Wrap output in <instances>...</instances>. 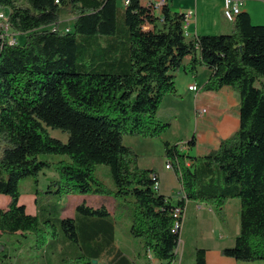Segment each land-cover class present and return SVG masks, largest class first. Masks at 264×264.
I'll use <instances>...</instances> for the list:
<instances>
[{"label": "trees", "instance_id": "trees-1", "mask_svg": "<svg viewBox=\"0 0 264 264\" xmlns=\"http://www.w3.org/2000/svg\"><path fill=\"white\" fill-rule=\"evenodd\" d=\"M0 9L23 37L0 46V193L9 198L0 209L1 232L32 234L38 251L49 240L62 262L69 261L72 243L79 244L88 259L83 264H91V258L113 254L107 208L81 202L76 216L62 217L59 201L70 194L107 195L113 218L121 215L118 200L131 207L128 234L140 239L137 256L149 251L170 264L180 235L172 231L174 207L185 199L206 202L221 221L224 203L236 198L239 232L220 253L264 260V89L256 85L264 76V24L240 10L226 31L186 36L183 11L166 3L156 15L153 2L141 0H0ZM63 15L72 18L68 31L59 25ZM198 66L209 70L203 90L227 86L238 94L239 126L198 156L163 141L183 192L173 202L154 189L155 170L139 167L122 138L161 136L170 122L158 118V108L165 94L177 93L175 72L195 73ZM48 128L66 132V142ZM186 144H194L193 135ZM97 164L108 166L111 186L94 173ZM45 168L57 177L41 190L38 174ZM26 177L34 184V215L19 202ZM64 243L69 247L63 252ZM114 254L113 264H133ZM205 256L206 249L196 247L193 264H206Z\"/></svg>", "mask_w": 264, "mask_h": 264}, {"label": "crops", "instance_id": "crops-1", "mask_svg": "<svg viewBox=\"0 0 264 264\" xmlns=\"http://www.w3.org/2000/svg\"><path fill=\"white\" fill-rule=\"evenodd\" d=\"M148 1H156V0H141L142 3H147ZM173 1L169 3L167 0V4L170 9L173 10ZM241 11H246L250 15V19L252 23L255 24H264V0H242ZM187 9H193L194 13L189 18V24L187 31L189 35L193 34H203V33H213L212 31H226L229 27V22L227 21L222 14V0H178V10L174 11H185ZM156 15H160V10H155ZM180 80L175 85H177L176 94L167 93L164 95L162 102L158 108V112L160 109H167L170 112L177 111L176 104H178V97H181V93L179 88L188 90V85L195 84L197 90L200 89V95H195L194 97L200 96V98H205L210 102V105H213L214 111L210 116L203 115L205 126H201L195 121L197 124L193 130V133L190 136H187L183 141L178 140L179 142L187 141L192 135L194 136V144L187 149L189 155L198 156L203 155L209 152L212 149H216L220 142L235 132L239 126V116H238V94L231 89L230 87L224 86L221 87L217 91L203 90L201 88L202 83L206 80L209 70L204 66H198L195 73H186L182 68H180ZM176 78V77H175ZM195 90V91H197ZM189 92H193L188 90ZM194 119L197 117H201L199 115L200 109L197 107V103L194 102ZM172 113V117H175L177 114ZM197 120V119H196ZM170 121V120H169ZM172 124V122H170ZM198 125V126H197ZM178 139V134L176 136ZM172 168V167H170ZM166 168V169H170ZM155 170V169H154ZM158 176V191L165 196L169 197L173 202H176L180 196H183V192L181 190L180 182L178 177L173 171V175L170 176V185L174 182V190H167V183L163 181V178L159 175L157 170H155ZM172 193V194H171ZM175 193V194H174ZM174 194V195H173ZM66 197V196H65ZM68 204L62 205L61 216H76L75 207L78 203H85L88 206L98 207L100 205H104L108 212L109 216L106 220L113 224V236L111 242V253H102L97 258L91 262V264H97L102 262L104 264H113L115 260V252H121L129 259L133 260V264L139 263V257L137 256V252L139 246H136L133 243V239H131L130 235L127 233L125 235L119 233L117 220L118 218H113L114 213V201L111 196L107 195H94V194H70L67 195ZM231 199V198H230ZM236 199V198H235ZM8 196L0 193V209L5 208L8 203ZM228 201V200H227ZM19 202L24 204L25 211L29 214L34 215L36 213V206L34 204V194L33 188L27 192H22L19 197ZM63 201V198L59 201V203ZM225 204V203H224ZM185 210L183 214L182 224L183 226L188 221V217L190 214H193L194 218L201 225L206 223L208 220H215L218 222V226H220V219H216V215H214L213 208L210 204L206 202H202L195 199H185ZM224 206V205H223ZM232 210H234V215L239 218V202L234 201L231 206ZM222 209H224L222 207ZM237 213V214H236ZM78 217V216H77ZM81 218V217H79ZM83 220H92L88 217H82ZM129 222V220H128ZM181 224V225H182ZM181 229V226H180ZM121 236V237H120ZM236 237V236H235ZM221 237L218 240H213V249H206V264H264V260H255V261H240L235 260L233 258L224 256L220 253V249L224 247V244H221ZM25 240L30 244L33 242V235L30 233L22 234L17 231L15 233H6L0 231V252L1 259L0 264H14V251H21L22 243ZM234 242V239H233ZM232 242V244H233ZM183 245L187 243V239L183 238ZM69 245L64 243L63 248L61 250L64 252L65 248H68ZM202 247V246H199ZM196 248V247H195ZM194 248V249H195ZM60 251L59 248L56 250ZM38 252V251H37ZM178 254V251H175ZM184 253V252H183ZM36 257V252L32 254V256ZM183 255V254H182ZM190 258L193 259V252L190 255ZM15 260V259H14ZM176 260V259H175ZM33 262V261H32ZM183 259H181V263ZM172 263V262H171ZM170 263V264H171ZM34 264V262H33ZM39 264V263H35ZM166 264V263H163Z\"/></svg>", "mask_w": 264, "mask_h": 264}, {"label": "rangeland", "instance_id": "rangeland-1", "mask_svg": "<svg viewBox=\"0 0 264 264\" xmlns=\"http://www.w3.org/2000/svg\"><path fill=\"white\" fill-rule=\"evenodd\" d=\"M173 10H178V0H172ZM118 4L120 3V0H117ZM171 0H169V3ZM4 12L7 13V10L4 9ZM70 15H63L60 17L59 25L60 27H65L72 25ZM213 33L209 34H217L222 31H212ZM23 37L20 38L19 42H21ZM188 58H185L184 62H186ZM181 70L178 69L175 72V83L176 80L179 82L180 80V72ZM263 85L264 89V76H260L259 80L256 81V85ZM177 87V85H176ZM178 88V87H177ZM181 97H178V104H176L177 111L176 113L170 112L167 109H160L158 112V118L162 121H169L170 126L168 129L162 133L159 137H142L139 135H129L124 134L122 141L123 144L130 146L134 152L137 155V165L141 168H153L157 170L159 175L163 178V181L167 183V190H174V182L172 185H170V176L173 175L174 168L166 169L165 163L168 161V158L165 155L164 152V145L163 141L168 140L171 143L179 142L178 140L183 141L187 136H190L193 133V130L198 123L199 125L203 126L205 124L203 115L210 116L212 112L214 111L213 105H210L211 103L208 102L205 98L194 97L195 95H200L201 92L200 89L197 91L189 92L186 89L179 88ZM197 103L198 108H202L199 111V115L201 114V117H197L194 119V108L195 104ZM172 113L177 114L175 117H172ZM197 121V123L195 122ZM203 124V125H202ZM198 126V125H197ZM205 126V125H204ZM48 132L52 137H55L62 142H66L68 134L66 132H62L60 129L56 128H48ZM178 134V139H176V136ZM182 146V145H180ZM179 149V146H178ZM180 150V149H179ZM183 151V150H181ZM63 156L61 155H41L40 158L47 159L50 161H56L59 158ZM94 173L102 179L107 186H111V177L109 173V168L107 165L104 164H97L95 166ZM57 173L52 168H45L38 174V189H46L47 184L50 182L51 179L56 178ZM20 191L27 192L31 190L34 187L33 180L31 177H26L22 179L19 183ZM172 194V193H171ZM175 194V193H174ZM173 194V195H174ZM68 197H64L63 201H65V204L60 202V206L67 205ZM234 201L238 202L237 199L231 198L226 200L224 206H223V217L221 220V225L218 226V222L213 220H208L205 224L202 225L197 222V220L194 218L193 214H190L188 217V221L183 226L181 225L180 229V235H179V243H178V254L176 260H174L171 264H193V260L190 258V255L192 252H194L195 247H205L210 248L209 250H212L213 247V240H218L221 237L223 239L220 241L221 244H224L225 246H230L233 242V239L239 232V221L237 216L234 215V210H232L231 206L234 203ZM116 205L118 206V213L121 215L118 216L117 224L119 233L125 235L128 233L129 228V218H130V211L131 207L128 203L118 200ZM214 211V210H213ZM233 214V215H232ZM237 214V213H236ZM214 215H216V219H218L217 214L214 211ZM219 220V219H218ZM121 237V236H120ZM183 238L187 239V243L183 245L182 240ZM133 239V243H135L136 246L140 245V239L136 237H131ZM44 249L46 250V253H44ZM70 259L69 261L62 262L61 254L58 252L53 251V245L52 242H49L47 240V243L43 245V248L38 251V249L35 247V243L29 244L26 240L22 243L21 251H14V264H34L40 263V264H83L85 261H87V257L81 256L82 251L79 248V244L72 243L70 248ZM38 251V252H37ZM33 252H36V257L32 254ZM184 252V253H183ZM183 254V255H182ZM139 263L138 264H149L148 259L146 256L139 257ZM181 259H183V262L181 263ZM94 258H91L90 261L93 262ZM33 261V262H32ZM97 264H104L102 262H99Z\"/></svg>", "mask_w": 264, "mask_h": 264}, {"label": "built area", "instance_id": "built-area-1", "mask_svg": "<svg viewBox=\"0 0 264 264\" xmlns=\"http://www.w3.org/2000/svg\"><path fill=\"white\" fill-rule=\"evenodd\" d=\"M153 2V8L154 10H160L162 5L167 3V0H156ZM123 4H127L128 0H122ZM241 4L242 0H222V14H230L231 15V21L234 19L235 15L239 13L241 10ZM194 10L193 9H187L183 11V23H182V29L184 31V34L186 36L189 35L187 28L189 24V18L193 15ZM64 31H68L69 27L65 26L62 27ZM19 34L17 31H14L8 22L7 13L4 12L3 9H0V46L6 44V45H16L19 43ZM188 90L195 91L197 90V87L195 84L188 85ZM179 145L183 146V151L188 149V146L185 142H178ZM171 165L169 162L165 163V168H170ZM154 189H158V181H156L153 184ZM185 206H176L174 207L172 211V216L174 217L173 227L172 231L178 232V224H182L183 214H184ZM178 250V246L175 249V251ZM146 258L149 261V264H163L162 262L156 261L155 257L151 252H147Z\"/></svg>", "mask_w": 264, "mask_h": 264}, {"label": "bare ground", "instance_id": "bare-ground-1", "mask_svg": "<svg viewBox=\"0 0 264 264\" xmlns=\"http://www.w3.org/2000/svg\"><path fill=\"white\" fill-rule=\"evenodd\" d=\"M223 15H224V17H225V19H226L227 21H231V15H230V14H223ZM180 226H181V224H178L179 232H180Z\"/></svg>", "mask_w": 264, "mask_h": 264}]
</instances>
